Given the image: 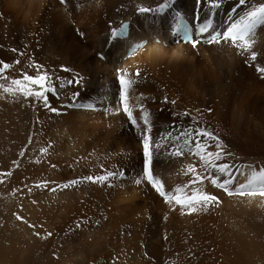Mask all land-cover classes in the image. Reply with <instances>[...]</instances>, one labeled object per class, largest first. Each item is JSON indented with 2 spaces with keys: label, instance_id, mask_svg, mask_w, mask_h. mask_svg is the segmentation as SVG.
I'll return each instance as SVG.
<instances>
[{
  "label": "bare ground",
  "instance_id": "1",
  "mask_svg": "<svg viewBox=\"0 0 264 264\" xmlns=\"http://www.w3.org/2000/svg\"><path fill=\"white\" fill-rule=\"evenodd\" d=\"M169 1L63 0L60 3L57 0H0V68L9 65L0 72V111L2 113L14 104V108H19L16 114L10 112L6 118L3 114L1 120L4 124H15L16 131L23 130L19 137L24 157L36 152L28 162V174L21 176V173L15 188L19 191L23 187L24 192H46L41 203L28 199L20 213L26 225L43 229L47 234L49 230L51 234L59 230L60 222L69 221L71 226L78 221L91 222L99 216L114 221L112 217L116 216L118 222L125 223L124 235H129L130 227L145 228L148 223L143 218L157 215L158 210L163 212L158 215V220L168 214V219L177 223L210 218L217 227L208 233L214 236L204 241L209 240L215 247L214 242L222 237L227 242L224 248L229 254L224 248L219 249L228 264H241V261L256 264L261 257L246 247L253 239L250 236L245 241L241 232L252 234L244 221L246 216L253 218L264 214V197L229 195L223 188L214 186L211 178L223 183L234 177L227 187L235 193L239 185L246 182L250 167H264V71H261L264 69V27L257 29L253 46L248 50L223 41L197 48L174 45L164 34L171 23L170 17L164 16L161 20L157 13L160 5ZM253 2L264 0H249V4L240 7H237L238 0H218L219 7L212 6L210 0H174L170 8L185 11L197 22L198 19H211L228 28ZM140 8L152 10L150 18L146 14H137ZM233 8H236L235 12ZM125 19L134 21V38L150 34V38L159 37L161 44L150 42L134 57L123 59L119 51L127 41L108 45V39L110 31ZM35 68L39 69L36 71ZM48 68L54 69L49 83L55 93H47V104L34 97L25 98L12 84L13 80H22V74L36 76L40 69L45 72ZM121 78L126 82L123 101L117 97L116 90V82ZM128 81L133 82L131 87H127ZM7 88H12L13 92H6ZM74 102L89 103L94 108L91 111L70 109L69 105ZM125 106L132 114V124L126 123L124 118L127 115ZM145 113L149 117L148 125L143 121ZM194 129L206 130L219 140L222 158L214 162L230 165L232 177L206 168L186 149L181 148L182 155H175L177 146L183 144L184 133ZM145 135L160 145L152 148L151 171L167 192L183 198L191 197L199 189L217 197L219 203L206 208L195 205L197 210L189 211L188 207L171 201L172 208L182 211L177 213L179 216L175 212L168 213L165 199L158 198L143 177ZM178 136L180 140H175ZM192 139L202 140L208 152L218 151L216 140ZM50 164L59 169L50 171L47 167ZM189 165L196 169L195 173L187 171ZM113 166L118 171L113 170ZM78 169L93 175L91 177L117 173L119 179L124 180L107 179L92 182V185L74 182L72 185L66 183L68 187L55 188L57 185L53 183L72 175L75 177ZM45 171L56 177L53 182L35 178ZM123 174L124 178L121 177ZM196 175L204 181L193 183ZM138 179L141 180L139 184L135 182ZM105 182L112 185V189L109 185L104 187ZM185 185L190 187L188 191L184 190ZM177 189L181 191L177 192ZM122 224L112 222L108 227L116 236H122L123 233L117 231ZM13 225L24 229L20 221L13 220ZM75 229L63 231L77 233L78 229ZM139 229L135 230L139 232ZM147 230L143 229V233ZM92 233L90 231L86 242L94 238L101 240L97 241L101 247L106 246L103 241L107 237H92ZM180 237L174 238L175 243L178 239L182 241ZM184 239L180 243H185ZM143 240L150 247V240L146 237ZM155 241L153 252L157 259L151 261L150 258L149 262L163 264L159 249L168 241L163 242L161 236ZM110 244H115L114 238L109 239L107 247ZM99 245L91 242L85 246L79 241L69 246L68 261L71 264H96L94 255ZM128 249V257L123 263L141 259L131 256L133 253L139 255L137 249ZM231 249L237 250L234 256L230 254Z\"/></svg>",
  "mask_w": 264,
  "mask_h": 264
},
{
  "label": "rangeland",
  "instance_id": "2",
  "mask_svg": "<svg viewBox=\"0 0 264 264\" xmlns=\"http://www.w3.org/2000/svg\"><path fill=\"white\" fill-rule=\"evenodd\" d=\"M38 69L35 68L34 70L37 71ZM53 70H54L53 68L51 69L48 68L45 72H43L40 69L38 72L42 74H47L48 76H50L53 73ZM92 92L93 90H91L90 93ZM46 96H47V93H46ZM85 96H87V94L84 95V97ZM15 106H16L15 104L14 106L13 105L9 106L6 109V111L2 113L0 111V264H66L67 262H68L67 264H71L72 262L68 261L69 259V250H68L69 248L68 247L69 246L72 247V245L78 244L79 241L81 244H84L85 246H87V243L90 244L91 242L95 244L97 243V245H99L98 242H100L101 240H94V238L92 237H97V236H102V235L107 237L105 241H103L102 239V241L104 242L103 244H106V246H103V245L102 247L101 245L98 246L99 249L96 250L97 253L94 255L95 260L97 259L96 264H101V263L102 264H108V263L109 264H152L151 262H149L150 258H151V261H154V260L156 261L157 259L156 255H154V252H153L155 249V242H156L155 240L157 236H161V240H163V242H166V240L168 241L167 245H163L159 249L163 257L162 262H165L163 264H228L225 254H223L222 251L219 249V248L226 247L227 242L224 241L222 237L219 238V241L217 240L214 242L215 247L212 246V242H209V240L214 235L208 234V233L210 232V230L212 231L213 229L217 227L216 224H214L211 221L212 219L210 218H204V219L200 218L196 220L187 219V221L182 220V221H179L180 223H177V222H173L169 220L170 218L168 217V214H164L162 217H160L161 219L158 220L157 218L161 216V214L163 213V212L161 213L160 210H158L159 213H157V215L156 214H154L153 216L148 215L143 218L144 222L148 223L147 224L148 226L145 225L144 226L145 228L142 227L140 229L135 228L136 230L139 229L140 230L139 232L136 231L134 227H130L128 230H132V232H130L131 234L129 233V235H124V230H122V228L125 227L124 225L125 223L122 224L121 221L118 222L119 219L116 216L112 217L114 221H111V220L109 221V219L107 220V218L103 219L102 217L97 216L98 218H95V220H91V222L82 221L85 223L84 224L78 221V222L71 224V226L68 224L69 221L67 223L60 222L59 225H61V227L58 226L59 230H57L53 234L50 233V230L48 231V234H47V232L43 229L37 230L33 226L26 225L20 213L21 207L25 205L28 199L33 200L35 203H41L46 192H43L41 190H39L38 192H24L23 187H21L19 191H17L15 188V184L18 182L17 180H19L21 176L26 175V173L28 174L29 171H26L27 165L30 164L28 162L32 160L33 155H35L34 153H36L34 152L31 154H27L24 157L23 154L21 153L22 152L21 150L22 141L20 140V137H19V136L22 137L21 134L23 133V130L16 131L15 124H4L1 120V118H3V114H5L4 118H6V115H10V112H12L11 114H13V112L16 114L19 108L18 107L14 108ZM20 115H22V111ZM38 154L41 155L40 151L38 152ZM21 166H23L22 169H21ZM47 167L48 169H50V171L53 168L59 169L53 166V164L47 165ZM112 169L118 171V169L115 166H113ZM16 170L18 173L16 172ZM71 174H73L72 171H71ZM113 174L114 175L109 177L108 179L116 178L117 180H124V179H119L118 177L119 175H117V173H113ZM91 176L93 175H89L86 172H84V170L78 169V174L75 177L74 175L70 177V178L74 177V179H72L71 181H69L70 178L68 177V179L61 180L60 182H55L53 183V185L56 184L57 186H55V188L57 189L63 188L66 185V183L68 185H72L71 183H74V182L85 183L84 185H92V182L86 179V177L88 178ZM123 176H125V174H123ZM35 178L42 179L46 183H51L56 177H52L49 171H45V173L38 175ZM201 180L203 182L204 178H202ZM187 185L183 186L184 190L186 191L190 189V187ZM107 186L109 188L111 187V189L113 187L112 185L105 182L104 187L108 188ZM168 204L169 202H166L164 204L165 207L167 205L166 209L169 211V212L167 211L168 213L175 212V214H177L179 213V211H182V210L176 211L175 207L172 208V206L170 204L169 206ZM173 204H176V203H173ZM169 208L170 209L172 208V209L170 210ZM167 212L165 211V213ZM259 216L257 215L253 218H249L248 216H246L247 220L244 221V226L247 229H249L252 234L243 233V232L241 233L245 241H247L250 236L253 239V242L251 241L252 239L249 240L252 243L246 244V247L252 253L258 252L257 256L259 255L261 257V260H258L256 264H264V214H261ZM17 217H20L21 219H18ZM175 218H172V219H175ZM101 219L104 221L103 223L104 225L102 224L103 221ZM13 220L20 221L24 225V229H22V226L15 227L13 225ZM106 220L109 222H107ZM98 221L100 222V224ZM112 222H114L115 225L116 223L122 224V226L117 229L118 233H123L122 236H119V235L116 236V234H113V231L109 229L108 225H110ZM150 222L151 223L153 222V223L151 224ZM79 223L81 225H79ZM102 225H103V228L105 229L102 228ZM75 227L76 229H78V230L75 229L76 231H78L77 233H74L73 230L68 233L63 231L64 229L65 230L73 229ZM95 229H99V231ZM143 229H148V230L145 233H143ZM93 230H95L96 233H94L95 231ZM134 230L136 231V233ZM90 231L91 233L92 232L93 233L91 234L92 237L89 236V238H92L93 240L90 239L88 242H86L88 238L87 236L89 235ZM100 231H102V233ZM78 233H79V236H78ZM188 234H191V235H188ZM173 235H175L176 237H174ZM144 236L150 240V247H148L147 242L143 240L145 238ZM191 236H193L194 239ZM207 236L209 237L207 238ZM151 237L152 239H150ZM173 237L175 239L177 237L178 238L180 237L182 241L184 239L182 237H187V238L184 239L185 243L184 242L180 243L182 241L178 239L177 240L178 243L176 242L177 243V246H176L175 245L176 240ZM110 238H114L115 244L113 246L110 244L107 247V245L109 244ZM207 239L209 240L204 241ZM128 247L130 251L137 249V251H139V255H137V253H133V255L131 256L133 257L140 256L141 259L138 261H133V263H130L129 260L125 261L127 263H123L124 262L123 259H127L128 257L127 254L129 251H126ZM224 251L228 253L226 248H224ZM236 251H237L236 249L235 250L231 249L230 250L231 256H234L236 254ZM240 263L243 264V261H241Z\"/></svg>",
  "mask_w": 264,
  "mask_h": 264
},
{
  "label": "snow or ice",
  "instance_id": "3",
  "mask_svg": "<svg viewBox=\"0 0 264 264\" xmlns=\"http://www.w3.org/2000/svg\"><path fill=\"white\" fill-rule=\"evenodd\" d=\"M210 3L214 7H219L218 0H210ZM245 4H249V0H238L237 7L244 6ZM141 12L149 11V9H140ZM233 12L236 11V8L232 9ZM264 27V2H253L249 5L247 10L244 11L243 15L239 17V19L235 20L228 29L219 34L225 40H230L233 44H238L243 50H248L253 46L255 33L258 28ZM207 28H202L201 31L203 32ZM124 31L123 28L117 32H112V37L115 39L118 36H123ZM218 36H213L212 41H218ZM253 59H255V55L253 54ZM19 61H17L18 63ZM9 65L4 64L2 68H0V72L5 69H8ZM66 70V69H65ZM264 71V69H261ZM138 75V73H137ZM50 77L47 74H38L36 76H31L28 74H22V80L16 79L12 81V84L16 86V90L19 91L25 98L34 97L37 100H42L45 104H47V96L46 93L53 92L55 93L54 87L49 83ZM26 82V83H25ZM132 81L127 82V87H131ZM121 84V91H120V99L123 101L125 99V85L126 82L123 78L120 80ZM6 92H13L12 88L5 89ZM83 107V105H80ZM125 113L128 115L130 121L133 120L131 112L128 110L127 106L124 108ZM143 121L145 125L150 123L148 114L145 113L143 116ZM135 123V121H133ZM150 131V129H149ZM171 134H168L170 137ZM193 137H204L205 139H212L216 140V148L218 151L216 152H208L204 146L202 140H194ZM175 140H180V137H175ZM156 147L159 148V144H154L150 140L148 135H145L143 138V149H144V167H143V177L147 180L149 184L162 196L165 198L166 202H171L173 199L175 200L176 204L181 205L182 207H188L189 211L197 210L195 205H200L201 207H208L212 204H218L219 201L217 197L206 194L201 190L197 189L193 192L191 197H180V196H171L167 194L163 190V184L158 179L155 178L152 171H151V163L153 159V152L152 148ZM221 144L219 140L213 136L210 132H207L203 129H194L192 131H186L184 133V140L182 145L177 146V151L175 155H182L183 152L181 148L186 149L192 155L197 156L199 160L206 166V168H212L215 173H219L221 175H227L232 177V173L229 171L231 168L228 164H217L214 160H220L222 158V153L219 151L221 149ZM214 158V159H213ZM188 172H196V169L189 165L187 170ZM187 174V173H186ZM113 173H108L107 176H100V177H88L87 179L91 182H104L109 177L113 176ZM244 175V173H241ZM234 177L225 180L223 183H220L217 178H211V183L214 186H218L223 188L225 191L228 192L229 195H239V196H247V197H264V167H260L259 169L256 168H249V171L246 175V182L239 185V188L233 193L229 188L228 185L232 184ZM137 184L141 183V180L135 181ZM201 182L202 180L199 175L193 177V183ZM64 187H68L65 185ZM181 191L177 189V192ZM21 219L20 217H17Z\"/></svg>",
  "mask_w": 264,
  "mask_h": 264
}]
</instances>
